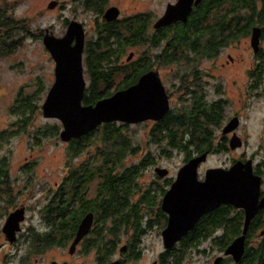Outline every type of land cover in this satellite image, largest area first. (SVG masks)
I'll use <instances>...</instances> for the list:
<instances>
[{"label": "flooded vegetation", "instance_id": "obj_1", "mask_svg": "<svg viewBox=\"0 0 264 264\" xmlns=\"http://www.w3.org/2000/svg\"><path fill=\"white\" fill-rule=\"evenodd\" d=\"M7 1L8 2L0 0V12H6L7 16L5 17L8 20L6 23L0 22V44L3 43L13 47L16 39L20 37H14L17 29L20 32L18 35L27 32L33 33V31H30L27 28L24 21L23 23H18V25L12 24L13 19L15 18V13L12 12L13 3L11 0ZM84 1L85 0H69L68 2L71 4V9L76 10L81 7V9L87 10L84 9ZM87 1L91 4L101 3V5L98 12L96 11L94 13L90 10L92 12L91 14H93L91 21L94 29V31L90 33L91 35H88L84 23L80 21L84 31V42L81 47L80 59L83 75L91 74V64L93 62L98 64L97 74H108L112 67L117 69L116 72H123V74H120L121 78L118 81H114L117 74H111L108 76L107 80H105L103 85L105 86V89L110 87V90L107 91L111 94L118 89H124L137 82L144 73L148 71H157L156 75L164 88L166 93L165 96H167L169 105L168 111H179L180 109H186L188 111H193L195 109L218 111V117L216 116L218 127L210 132L211 135L209 136L212 144L210 145L211 149L209 148V150L204 151L197 149L196 151L192 149H188L187 151L173 150L170 152V155L169 152L159 150L152 152V162H150V164L144 169L139 178L140 182L131 185L133 189L127 195V202L124 200L126 204L120 214L122 215V219L127 223V226H125V234H123L122 238L123 241L120 240V242L122 241V244L120 245L119 250L122 248V251L118 253V260H124L123 257H125L127 252H130L131 250H135V253L138 251L139 253L140 238H142L147 232L155 229V233L161 237V230L165 227L164 225L167 221V214L164 213L161 208V199L166 191L170 189V186H172L178 168L185 163L187 159L195 156L197 157L201 153L207 152L205 160L197 165L195 172L197 179L201 180L204 175L203 171L208 168V166H206L207 168H204L208 156L210 157L212 154L217 153L223 154L224 151H234L238 149V147L230 149L227 145L232 135H237L242 144L245 143L242 133L239 132V124L241 123V118L243 116L242 110H249V106L254 104L256 97L264 94V0H250L251 5L247 9H242L236 5L234 7V13H236L235 16L239 17V22L236 27L239 28L238 36L231 42L222 45L212 56H205L211 58L216 54L219 55L224 47L233 44L237 48L236 55L232 56L227 54L226 59H224V61H222L217 67L224 69V67L228 65H234V74H228V76H226L227 74H212L208 70L199 67L197 62H195V64L192 62L187 63L189 65H187L189 71L184 72V74L176 72L174 58H176V53L178 51L180 52V48L174 46L176 41L173 39V36L175 35L174 30L183 24V22L176 21L175 23L166 26L164 25L154 28L153 23L156 18L160 16V13L150 10L148 7L140 9L137 4H133L132 6H129L131 7L129 9H132V11H128L126 10L127 8L122 7V4L117 1L113 2L111 0H105L103 3L98 0ZM50 2L52 5L48 6V4H46V7L48 10L57 11L56 15L59 17L61 23L67 24V20H75L76 16H74L75 14L73 12L71 13V16L65 20L63 9L68 6L65 0H50ZM136 2L137 1L133 0V3ZM217 2L218 0H199L198 3L192 4L190 13L198 5L207 6L211 11L219 12V8L228 4L227 2H229V0L221 1V4H218ZM234 3L237 4L238 2L234 1ZM109 7H115L118 11V15L114 19L106 20L103 13ZM189 15L186 18H188ZM128 28L130 30V35H132L126 40V36L128 35L126 32L128 31ZM45 29L51 31L52 25L49 23L44 27L39 26L37 28V36L41 37V32ZM144 29L149 36L153 35V37H156L162 33L165 37L156 41L153 46L148 45L149 42L147 40L144 41L143 39ZM252 37H254V44L251 41ZM122 39L124 41L123 44L122 42H119ZM144 45L149 46L151 50L149 51L143 48ZM154 57H157V59ZM164 57L169 58L167 62L163 60ZM162 66H169V72L167 74L160 72L159 69ZM134 72H138V74H132ZM86 85H88V79L87 82L85 79V89ZM231 88L236 89L233 93H236L237 100L239 101L237 105L234 104L231 95L229 96L228 94L230 93ZM162 118L156 121L147 119L144 120V122L141 121L136 124H157ZM231 118L237 120L235 129L223 133L222 130L224 126L231 120ZM200 120L206 121L207 119L204 116H200ZM12 126L13 125L0 129V133H2L0 134L1 140H8L9 137L15 133L16 130L14 131V129L11 128ZM8 128L11 129V131L13 130L11 134H9L10 130ZM189 133L190 130H187L184 135L187 136L189 140L195 138V135L192 136ZM146 134H148V132ZM202 134L205 133L202 132ZM224 147H226V149ZM175 151L182 154V161L177 168H170L161 163L160 160L163 158L171 159ZM3 158H5V165L3 167L0 166V219L5 221V218L17 208L23 209L24 217L19 223L20 230L15 231L14 241H8L6 234L3 232L5 238L0 242V245H7L8 249H12L13 252L16 249L21 248L23 251L22 254H20L19 257H16L19 264H72L70 261L73 256L72 254L77 251L82 252V255H87L88 253L94 254L93 251L85 248V240L92 237L94 233V225L97 218L95 209L102 203L103 197L107 199L109 197V194L106 192L100 193L95 189L98 187V183L96 182L97 179H100L102 176L96 175L94 169L90 167L78 165L80 159H76L73 160V164L75 165L72 167H65L64 172L58 177V180L54 182L55 188L49 186L46 182L43 193H40L42 197L35 198L32 202H20L19 199L22 196V192L25 191L26 187L31 185L30 178H33L35 168L29 165L33 162L31 161L25 165H19L17 169L12 171L8 165V157L4 155ZM249 158L252 161L253 172L261 176L259 195L261 196L264 194V161L260 160V162L256 164L251 156H249ZM235 159L244 161L245 159H248V157L244 158V155H241ZM156 167L163 168L166 172L163 175L156 174L154 171ZM70 171H73L74 173L70 174ZM147 174L149 175L148 179ZM70 182L73 183L72 189L68 186ZM26 192L32 196L31 191V193L29 191ZM53 195L55 198L49 199ZM50 203L54 204L52 205V210L55 212L56 217L61 221V225H59V228L57 229L59 230V233L57 232L56 234L47 231V225H45L43 218L48 211L47 204ZM222 205L199 217V219L193 224L194 226L179 237L180 239L171 247L164 248L162 245L158 252H171L177 250L180 241L185 240V237L194 231H196L197 237L205 238L204 241L198 244L194 250H197V253H207L208 251H211L209 246L203 247V245L208 239H212L219 235L222 228L213 223L211 224V222L209 223L211 225L208 226L205 223L219 213V209ZM103 211L106 215L103 217L109 224L112 218V215H110V206L104 203V209H99L98 212L102 214ZM87 213H92V225L88 232L77 241L78 243L75 245L74 251L70 253L69 247L75 236L76 228L83 215H86ZM100 214L99 217L101 216ZM29 216L32 219L31 221L29 220L30 222L28 225L23 226V229L22 224L29 219ZM258 216L259 220L264 222V208H261L255 214V219ZM33 219H37V222L32 221ZM198 223L199 225L196 226ZM64 232H67V234L64 235ZM263 234L264 229H261V227L257 229L252 243L260 240ZM133 238H135L137 242L135 241L134 243V240H132ZM57 249L61 251L58 258H52V256H49L48 259L50 260L46 259L43 261V256L49 251ZM13 252H9L6 256H11ZM157 260L158 258L156 257L151 264H157ZM217 263L219 264V262Z\"/></svg>", "mask_w": 264, "mask_h": 264}, {"label": "trees", "instance_id": "obj_2", "mask_svg": "<svg viewBox=\"0 0 264 264\" xmlns=\"http://www.w3.org/2000/svg\"><path fill=\"white\" fill-rule=\"evenodd\" d=\"M98 1L105 2V0ZM221 1L226 0H218L217 3L221 4ZM234 1L238 3L236 4ZM83 3L85 5L84 9L92 10L94 13L99 11L101 5V3L91 4L87 0ZM227 3L222 8H219V12L211 11L207 6L198 5L190 13L186 22H183V24L174 30L175 35L173 39L176 41L174 46L180 48V52L178 51L175 56L176 58H174L175 64L181 67L179 70H177L179 67L175 69L177 73L184 74V72L189 71L186 67L187 63L192 62L195 64L201 57L212 56L222 45L236 39L239 34V28H236L239 17L235 16L234 7L237 5L242 9H247L250 7L251 2L250 0H229ZM1 13L3 12H0V22H8L5 17L7 15H1ZM23 21V18L15 17L12 24L18 25V23H23ZM129 31L128 28L126 40L132 35H130ZM145 31L144 29L143 39L144 41L147 40L149 42L148 45L151 46L156 41L165 37L162 33L156 37H153V35L149 36ZM19 41H21V37L16 39L15 45H18ZM119 42L124 43L123 39ZM1 48L6 49L0 51V55L7 53L8 48L11 49L10 46L3 43L0 44ZM154 58L157 59V57ZM168 59V57L163 58L165 62ZM91 69V74H86L88 85H86L83 97L81 98L83 104H93L99 98L108 96L110 93L105 91V88H101L100 90L99 85L104 84L108 76L117 73V69L112 67L108 74H97L98 64L96 62L91 64ZM132 74H138V72ZM34 95L35 93L25 94L19 88L14 96L13 103L8 108L13 115L16 113L15 124L24 131H28L26 127L31 125L32 115L30 113L35 112L38 107V104L34 101ZM200 116H204L207 120H200ZM216 116L218 117V111L197 109L193 111L186 109H180L179 111L170 110L157 124H151L145 137H141L139 136L140 134L130 131L128 124L107 122L99 124L96 129L88 134L74 138L66 143L65 165L72 167L75 165L73 164V160L80 159L78 165L90 167L94 169L96 175L102 176L100 179H97L98 187L95 189L100 193L106 192L109 194L108 199L103 197L102 203L97 206V210L95 209L97 218L95 220L94 233L92 237L85 240V248L94 252L96 264H104L112 260L113 252L118 247L120 240H122L123 234H125L127 223L122 219V215L120 214L127 202L128 193L133 189L131 185L140 182L139 178L141 174L152 162L151 154L153 151L151 147L158 145L159 151L169 152V155L173 150H209V148L211 149L210 145H212L209 138L210 132L218 127ZM59 125L57 120L53 121V123H44L40 127L37 126L30 133V137L37 139L40 143L47 135L58 138ZM187 130H190L189 134L195 135V138L189 140L184 135ZM202 132L205 134H202ZM224 148L226 149V147ZM0 157H2L0 158V166L3 167L5 165V158H3V155ZM69 173L73 174L74 172L70 171ZM68 186L72 189L73 183L70 182ZM51 198H55V196L53 195L49 199ZM53 203L47 204L48 211L43 218L45 225H47V231L56 234L59 231L57 229L61 225V221L52 210ZM104 203L110 206L112 218L109 224L103 217L106 216L104 211L102 214L98 212L99 209H104ZM99 214L101 215L100 217ZM242 221V210H237V208L231 205L223 204L219 209V213L205 223L207 226L213 223L221 227V232L214 238L208 239L203 247L209 246L210 250H214L216 254L222 255L224 248L236 235L241 233ZM210 222L211 224H209ZM249 222L250 224L245 234L244 251L240 261L233 262L229 256H223L218 261L219 264H264V234L260 240L252 243L257 229L260 227L264 229V222L259 220V216L256 219L254 217ZM198 225L199 223L196 226ZM66 234L67 232H64V235ZM204 239L197 237L196 231L190 233L185 237V240L180 241L177 250L159 253L157 255V264L185 263L197 251L194 249ZM132 240H134V243L135 241L137 242L135 238ZM209 252L211 251L207 253ZM138 255V251L135 253V250H131L127 252L125 257L132 259L137 258ZM118 261V264H124V260L120 259Z\"/></svg>", "mask_w": 264, "mask_h": 264}, {"label": "water", "instance_id": "obj_3", "mask_svg": "<svg viewBox=\"0 0 264 264\" xmlns=\"http://www.w3.org/2000/svg\"><path fill=\"white\" fill-rule=\"evenodd\" d=\"M199 0H176L166 4L165 10L153 23L154 28L166 26L176 21L186 22L192 4ZM52 4L50 3L49 6ZM115 7L107 8L103 16L106 20L116 18ZM83 26L74 20L68 21L64 34L54 36L48 29L44 30L42 44L49 52L53 66L54 80L46 92L40 105L41 114L45 118H55L60 121L58 139L69 142L71 139L84 136L97 128L99 124L120 122L136 124L147 119L159 120L168 111L167 96L157 71H148L137 82L124 89H118L110 95L99 98L93 104H83L85 79L82 74L81 50L84 42ZM254 37L252 42L254 44ZM237 120H231L224 126L222 132L235 129ZM242 142L237 135H232L228 147L235 149ZM207 152L197 157L187 159L177 170L176 178L163 196L161 208L167 214L165 227L161 230V240L164 248L171 247L202 215L212 211L222 204L231 205L243 210L242 229L224 248L222 255H217L212 264L230 256L233 262L240 261L244 251L245 234L249 221L264 208V194L260 195L261 176L252 170L251 159L234 160L227 167H208L203 179L196 177L197 165L204 161ZM156 174L163 175L166 170L156 167ZM92 213L83 215L76 233L71 241L69 252L92 225ZM23 209L11 212L2 226L8 241H14L15 231L20 230ZM122 251V248L118 253ZM118 259L104 264H118ZM154 263V262H153ZM54 264V263H53Z\"/></svg>", "mask_w": 264, "mask_h": 264}, {"label": "rangeland", "instance_id": "obj_4", "mask_svg": "<svg viewBox=\"0 0 264 264\" xmlns=\"http://www.w3.org/2000/svg\"><path fill=\"white\" fill-rule=\"evenodd\" d=\"M68 1L69 0H65L68 6L63 9L65 20L68 19L73 12L76 17L75 20H72H74V22L81 21L84 23L88 35H91L90 33L94 31L91 21L93 15L91 14L92 12L90 10H83L81 7L77 8L78 10L71 9V4ZM111 1L121 3L122 7L127 8L126 10L128 11H132V9H129L131 8L129 6L137 4L140 9L148 7L154 12H159L160 15L164 12L166 4H173L176 2V0H135L137 1L136 3H133V0ZM5 2L8 1L5 0ZM11 2L13 3L12 12L15 13V17L23 18L27 28L30 31H33V33L27 32L22 35H18L20 32L17 29L14 37L20 36V43L18 45H14L11 49L8 48L9 50H7V53H2V55H0V129L13 125L11 128H13L14 131L17 130L9 137L8 140H1L0 138V156L5 155L8 157V165L12 171L17 169L19 165H25L31 161L33 162L29 165L35 168L33 178H30L31 185L25 188V191L22 192V196L19 199L20 202H32L35 198L42 197L40 193H43L46 182L49 186L55 188L54 182L58 180V177H60V175L64 172L65 167H67L65 165L66 142H62L56 137L53 138L47 135L40 143L37 139H32L30 137V133L37 128V126L40 127V125L44 123H53V121L57 120L55 118H45L40 113V105L43 102L42 100H44L48 87L51 86L54 80V75L52 74L54 62H52L49 52L42 44V36H37V28L39 26L44 27L46 24L50 23L52 25L51 32L53 35L61 36L65 32L67 24L61 23L59 17L56 15L57 11L48 10L46 4L49 6L51 3L50 0H11ZM4 14L6 15L7 13H1V15ZM68 21L70 20H67V22ZM41 33L43 35L44 30ZM143 48L149 51L151 50V48L147 45H144ZM5 49H0V51ZM235 53H237V48L233 44H230L224 47L220 51L219 55L216 54L211 58L201 57L197 64L199 67L208 70L212 74H227L226 76H228V74H234V65H228L224 67V69L217 67L222 61H224V59H226L227 54L234 56L236 55ZM174 67L177 69L179 66L174 65ZM168 68L169 66H162L159 70L163 74H167L169 72ZM179 69H181V67L177 70ZM115 74H117V76L114 78V81H118L121 78L120 74H123V72L118 71ZM83 76L87 82L86 74ZM99 86L100 90L101 88H105L103 84ZM19 88H21L22 92L25 94L35 93L34 101L38 104V107L36 108L37 110L30 113V115H32V121L31 125L26 127L28 128V131L22 130V128H19V126L15 124L17 115L16 113L13 115V113L8 110L10 105L13 103L14 96ZM107 90L109 91L110 87L105 89V91ZM235 91V88H231L230 93L228 94L229 96L231 95L234 104L237 105L239 101L237 100L236 93H233ZM242 113L243 116L241 118V123L239 124V132L242 133L245 143L241 144V146L234 151L229 150L224 151L223 154L217 153L212 154L210 157L208 156L204 168H207L206 166L227 167L232 163L233 159L236 160L235 158L240 157L241 155H244V158H249V156H251L256 164L259 163L260 160L264 161V94L257 96L254 104L249 106V110H242ZM57 122L60 124L59 120H57ZM150 126V123H145L144 125L134 124L129 125L128 129L135 132V134H140L139 136L141 137H145V134L148 132ZM9 130L10 132L13 131H11V129ZM158 147V145H154L151 149L153 152H156L158 151ZM181 159L182 154L175 151L171 159L163 158L160 161L165 166L175 169L180 165L182 161ZM148 174L147 179L149 178ZM26 191H31L32 196L27 194ZM28 218L29 219L22 224V227L28 225L31 221L32 218H30V216ZM32 221L37 222V219H33ZM3 223L4 221L0 219V242H2L5 238V235L2 232ZM160 238L161 237L155 233V229L147 232L142 238H140V251L138 257L132 259L123 257L124 264H151V262L156 259L157 254L159 253L158 251H160V248L162 247ZM122 241L113 252L112 260L119 258L118 252ZM9 252H13V250L8 249L7 245H0V264H19L16 257H19V255L22 254V249H16L11 256H6ZM59 254H61L59 249L49 251L45 256H43V261L46 259L50 260L48 259L49 256H52V258H58ZM82 254V252L78 251L72 254L73 256L70 260L71 263L96 264L93 253H88L87 255ZM215 257L216 253L214 250H211L209 253H197V251H195L194 254H192L183 264H212Z\"/></svg>", "mask_w": 264, "mask_h": 264}]
</instances>
